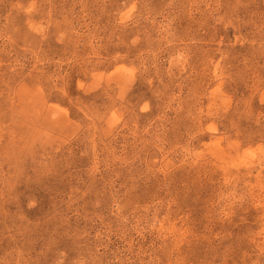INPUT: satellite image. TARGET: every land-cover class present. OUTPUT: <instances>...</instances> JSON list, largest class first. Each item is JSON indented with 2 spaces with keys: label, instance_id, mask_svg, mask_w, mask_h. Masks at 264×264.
<instances>
[{
  "label": "rangeland",
  "instance_id": "374dc122",
  "mask_svg": "<svg viewBox=\"0 0 264 264\" xmlns=\"http://www.w3.org/2000/svg\"><path fill=\"white\" fill-rule=\"evenodd\" d=\"M0 264H264V0H0Z\"/></svg>",
  "mask_w": 264,
  "mask_h": 264
}]
</instances>
